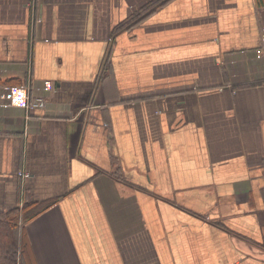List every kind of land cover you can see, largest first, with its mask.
Here are the masks:
<instances>
[{"label":"crops","instance_id":"obj_1","mask_svg":"<svg viewBox=\"0 0 264 264\" xmlns=\"http://www.w3.org/2000/svg\"><path fill=\"white\" fill-rule=\"evenodd\" d=\"M156 1L0 0L22 263L264 264V0Z\"/></svg>","mask_w":264,"mask_h":264},{"label":"trees","instance_id":"obj_2","mask_svg":"<svg viewBox=\"0 0 264 264\" xmlns=\"http://www.w3.org/2000/svg\"><path fill=\"white\" fill-rule=\"evenodd\" d=\"M157 0L155 3H158ZM5 82L0 80V85ZM11 83L7 81L6 84ZM33 216L28 217L31 219ZM17 218L13 217L12 221H16ZM20 230L13 223L0 222V264H24L21 262V241Z\"/></svg>","mask_w":264,"mask_h":264},{"label":"built area","instance_id":"obj_3","mask_svg":"<svg viewBox=\"0 0 264 264\" xmlns=\"http://www.w3.org/2000/svg\"><path fill=\"white\" fill-rule=\"evenodd\" d=\"M263 57H264V44H263V50H261L260 53H257L256 58H257V59H261V58H263ZM48 85H49V84H48ZM33 104H34V105H40V106H42V105H43V101L38 99V100H36Z\"/></svg>","mask_w":264,"mask_h":264},{"label":"rangeland","instance_id":"obj_4","mask_svg":"<svg viewBox=\"0 0 264 264\" xmlns=\"http://www.w3.org/2000/svg\"><path fill=\"white\" fill-rule=\"evenodd\" d=\"M262 50H263V48H262Z\"/></svg>","mask_w":264,"mask_h":264}]
</instances>
